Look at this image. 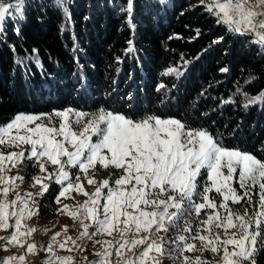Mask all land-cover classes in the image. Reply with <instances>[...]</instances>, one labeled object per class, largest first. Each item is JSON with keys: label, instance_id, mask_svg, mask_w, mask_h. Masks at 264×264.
<instances>
[{"label": "snow or ice", "instance_id": "snow-or-ice-1", "mask_svg": "<svg viewBox=\"0 0 264 264\" xmlns=\"http://www.w3.org/2000/svg\"><path fill=\"white\" fill-rule=\"evenodd\" d=\"M198 3L227 33L249 38L264 53V0ZM68 4L49 0L47 7L62 11L70 22ZM24 7L25 0H0V33L6 17L24 19ZM133 10L134 0L120 7L130 28L135 27ZM15 32L19 35L20 29ZM195 32L190 40L201 30ZM168 39L183 37L173 34ZM224 39L220 36L210 46ZM127 43L125 55L135 51L133 41ZM33 59L17 57L16 63ZM173 73L180 75L175 68L163 75ZM254 79L250 75L246 83ZM163 87L158 85L157 91ZM237 94L244 95L245 109L264 101V91L249 96L237 87ZM233 102L231 97L221 100L222 105ZM239 130L238 124L233 134ZM222 136L149 113L135 117L72 107L17 113L0 124V232L6 233L0 236V250L18 247L24 253L2 256L0 264H28L27 256L41 253L46 254L42 264H164L165 259L173 264H259L264 253V160L225 147ZM25 161L42 175L33 177L30 185H39V191L21 195L18 189L25 177L19 166ZM13 169L16 175H10ZM100 169L111 170L107 178L96 179ZM85 181L93 191L86 190ZM52 182L60 187L58 205L61 197L75 200L72 193L85 199L58 209L78 225L76 236L67 235L65 225L38 246L32 239L38 229L27 221L39 214L36 198L44 196ZM242 201L247 206L232 207ZM87 242L95 259L71 254L87 252ZM61 250L69 255H59Z\"/></svg>", "mask_w": 264, "mask_h": 264}, {"label": "trees", "instance_id": "trees-1", "mask_svg": "<svg viewBox=\"0 0 264 264\" xmlns=\"http://www.w3.org/2000/svg\"><path fill=\"white\" fill-rule=\"evenodd\" d=\"M48 3L25 0L24 19L6 17L3 23L0 124L17 112L67 107L135 117L149 113L222 133L225 147L264 160V101L245 109L244 95L237 94V87L249 96L264 91V53L249 38L217 25L198 0H134V28L120 11L126 0H69L70 22ZM195 29L200 35L190 40ZM173 34L183 39L169 40ZM220 36L225 39L210 46ZM129 40L135 51L125 55ZM27 56L34 59L16 63ZM169 68L180 75H163ZM250 75L255 79L246 83ZM160 84L164 87L158 92ZM230 97L232 104H221ZM238 124L241 130L233 134ZM58 188L52 182L39 197V216L53 214ZM258 259L264 264V253Z\"/></svg>", "mask_w": 264, "mask_h": 264}, {"label": "rangeland", "instance_id": "rangeland-1", "mask_svg": "<svg viewBox=\"0 0 264 264\" xmlns=\"http://www.w3.org/2000/svg\"><path fill=\"white\" fill-rule=\"evenodd\" d=\"M94 111H97V110H94ZM89 112H93V111H89ZM17 113H28V112H17ZM17 113H15L9 120L4 122L3 124H6L7 122H9ZM113 113H116V112H113ZM164 118H170V117H164ZM12 150H16V149H12ZM30 166H32L31 161H25L22 165L19 166L20 174L25 177L23 184L18 189V191L21 193V195H23L26 191H31L33 193L39 191V185H37L35 188L30 187V185L33 183V177H35L37 175H42V174L39 172L38 167H34L33 170L29 172ZM49 171H52V166H49ZM109 171H111V170L105 171L103 169H100L98 172V175L96 176V179L97 180H103V179L107 178L109 175ZM16 173H17V169H13L12 172L10 173V175H16ZM17 183H20V182L17 181ZM85 185H86L87 191H89V192L93 191V188L91 186H87L86 181H85ZM235 186L237 188H239L238 184ZM59 191H60V187L58 188V191L54 197V201H55V198L58 195ZM14 195H15V193L12 194V197H14ZM72 195L75 197V200H72V199L65 200L63 197H61V205H58L55 202V209H54L53 214H50L48 216H39V214H38L37 216H34V217H32V219L27 221V224L30 227L34 226L38 229V231L35 232L33 234V237H32V239L35 240V242L37 243L38 246L42 245V244L46 245L47 242L49 241L50 237L54 233L62 232L63 226H65V225L68 226L67 235L76 236L78 225H75L74 222L69 217H67L66 215H63L60 212H58V209L64 203H67L69 205H73L76 201H79L82 203L85 199V197L82 195H76L75 193H72ZM12 197H10V198H12ZM36 200H37V204H38L39 197H37ZM242 203L243 204L238 208H242L244 206H247L244 201H242ZM232 206H234V205H232ZM234 208H236V207H234ZM3 235H6V233L0 232V236H3ZM85 247L87 248V252H85L83 254L73 252L71 254L76 256L78 259L80 258L81 255H87L89 260L95 259V256L92 254L94 250L92 248L91 242L85 243ZM98 247L99 246H97V248ZM23 253H24V249L18 248V247H12V248H10L9 251L0 250V257L9 256V255H19V254H23ZM58 254L61 256L69 255L68 252L63 251V250L59 251ZM45 255L46 254H44V253H41L40 255H35V256L29 255V256H27V262H28V264H42V261L45 259ZM164 264H173V260L172 259H165Z\"/></svg>", "mask_w": 264, "mask_h": 264}]
</instances>
